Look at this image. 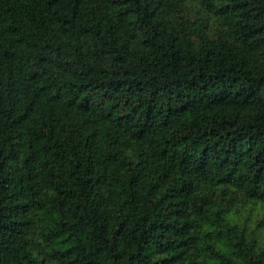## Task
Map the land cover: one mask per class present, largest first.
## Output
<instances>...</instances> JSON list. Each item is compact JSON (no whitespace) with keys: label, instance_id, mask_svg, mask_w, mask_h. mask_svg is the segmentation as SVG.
I'll return each instance as SVG.
<instances>
[{"label":"trees","instance_id":"1","mask_svg":"<svg viewBox=\"0 0 264 264\" xmlns=\"http://www.w3.org/2000/svg\"><path fill=\"white\" fill-rule=\"evenodd\" d=\"M251 209L264 0H0V264H264Z\"/></svg>","mask_w":264,"mask_h":264},{"label":"rangeland","instance_id":"2","mask_svg":"<svg viewBox=\"0 0 264 264\" xmlns=\"http://www.w3.org/2000/svg\"><path fill=\"white\" fill-rule=\"evenodd\" d=\"M192 16H196L195 12H193ZM261 219V215L259 214V212H257L256 210H249L248 212H246L244 214L243 220L247 223V226L251 229H258L259 225H261V223H259V220ZM259 233L258 235L261 236V238L264 239V229L263 228H259Z\"/></svg>","mask_w":264,"mask_h":264}]
</instances>
